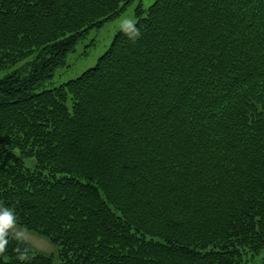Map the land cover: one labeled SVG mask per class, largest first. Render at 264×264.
<instances>
[{"label":"trees","instance_id":"trees-1","mask_svg":"<svg viewBox=\"0 0 264 264\" xmlns=\"http://www.w3.org/2000/svg\"><path fill=\"white\" fill-rule=\"evenodd\" d=\"M133 1L0 0V71L30 59L0 78V264H241L264 248V0L139 2L95 66L35 91Z\"/></svg>","mask_w":264,"mask_h":264},{"label":"rangeland","instance_id":"rangeland-1","mask_svg":"<svg viewBox=\"0 0 264 264\" xmlns=\"http://www.w3.org/2000/svg\"><path fill=\"white\" fill-rule=\"evenodd\" d=\"M155 0H135L125 11L116 18L107 21L102 27L94 28L88 31L80 40L74 52L69 53L67 64L59 67L52 78L44 81L35 91L39 92L46 88L59 86L70 79L80 76L85 70L93 67L98 59L109 48L115 34L125 26L132 25L137 22L135 16V7L142 2L144 7L150 6ZM30 59L23 60L15 66L0 71V78L8 72L19 70L22 75H26L23 65ZM28 166H32V161H27ZM8 226L13 229L19 236L27 240L39 252L57 255L58 249L46 237L35 232H31L11 223ZM57 260V259H56ZM58 262V261H57ZM264 262V248L258 254L251 252L244 255L241 264H262Z\"/></svg>","mask_w":264,"mask_h":264},{"label":"clouds","instance_id":"clouds-1","mask_svg":"<svg viewBox=\"0 0 264 264\" xmlns=\"http://www.w3.org/2000/svg\"><path fill=\"white\" fill-rule=\"evenodd\" d=\"M5 224H7V222H5ZM3 234V229L0 228V252L4 251V244L6 243V241L3 240Z\"/></svg>","mask_w":264,"mask_h":264},{"label":"snow or ice","instance_id":"snow-or-ice-1","mask_svg":"<svg viewBox=\"0 0 264 264\" xmlns=\"http://www.w3.org/2000/svg\"><path fill=\"white\" fill-rule=\"evenodd\" d=\"M5 222H7V219L5 218Z\"/></svg>","mask_w":264,"mask_h":264}]
</instances>
